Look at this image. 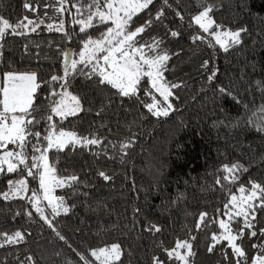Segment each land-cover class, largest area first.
<instances>
[{
  "label": "trees",
  "instance_id": "trees-1",
  "mask_svg": "<svg viewBox=\"0 0 264 264\" xmlns=\"http://www.w3.org/2000/svg\"><path fill=\"white\" fill-rule=\"evenodd\" d=\"M29 2L36 8L35 12L24 9L25 0H0V15L13 24L23 16L43 20L36 32L25 29L24 35L9 34L0 41L3 44L0 84L8 71L37 72L42 82L37 101L42 111L38 115L46 118L51 114L47 94L58 92L63 83L50 80L53 75H63V53L69 52L76 59L84 39L100 37L110 22L81 33L76 20L83 16L73 7H79L77 0H66L67 10L63 13L56 11L58 0ZM207 2L217 5L212 14L217 23L233 30L245 27L248 31L243 34L242 44L227 52L217 45L204 47L200 40H192L199 29L194 25L188 27L191 17L202 10L204 0H168L171 8H163L168 27L180 32L170 51L180 50L176 60H186L193 55L190 46L195 45L199 51H207L209 63L193 79L172 89L173 109L167 117H154L145 107L148 95L143 89L150 88L147 78L140 86L139 100L123 97L110 86L98 85V76L86 79L71 74L67 78V90L81 97L83 111L64 120L63 129L80 137L99 138L102 143L78 145L60 152L52 149L47 153L49 164L57 168L58 178L76 175L81 180L72 188L66 184L55 190L69 207L67 214L61 210L59 216H53L51 207L43 209L65 240L59 239L26 199L0 198V232L20 230L26 234V242L0 249V264H20V261L32 264L26 259L29 255L35 264H84L78 253L87 255L91 249L113 242H120L126 250L122 264H151L153 255L166 259L161 247L171 249L177 239H187L189 235L196 237L193 264H208L210 258L212 262L216 259L222 262L221 248L232 253L226 241L208 253L210 232L215 233L219 228L211 224L208 229L197 230L196 224L202 212H207L214 221L223 216L230 194L239 192L242 184L245 187H250L249 181L264 184V133L257 131L264 127V112L260 111L264 92L256 83L264 84V0ZM162 6L163 0H154L148 9L133 18L132 27L141 26ZM176 12L181 13L183 20ZM61 22L64 30L58 32L55 28ZM48 24L53 25V30H48ZM78 68L91 72L90 65H78ZM213 70L216 77L210 81L208 77ZM221 87L228 89L238 103L229 98L222 110ZM59 119L53 116L57 127H61ZM33 131L45 136L46 119ZM30 139L36 145L45 143L43 139ZM121 144L130 147L121 151ZM28 152L29 156L33 155L31 149ZM236 162L249 171L237 173L239 178L233 184L223 179L228 175L223 167ZM19 169L17 173L0 174V193L8 190L9 180L20 179L27 182L29 191L36 192V179L28 176L25 166ZM32 171L38 178L36 169ZM100 171L113 179L105 182L98 175ZM136 208L140 209L139 215L134 212ZM145 217L162 231H144ZM256 217L259 233V229H264V210L258 211ZM252 239H257L256 243L264 242V237L259 235Z\"/></svg>",
  "mask_w": 264,
  "mask_h": 264
},
{
  "label": "snow or ice",
  "instance_id": "snow-or-ice-1",
  "mask_svg": "<svg viewBox=\"0 0 264 264\" xmlns=\"http://www.w3.org/2000/svg\"><path fill=\"white\" fill-rule=\"evenodd\" d=\"M58 3L59 7L56 8V11L63 13L67 10L65 7L66 0H58ZM77 3L79 7L76 5L73 7H76L77 14L83 16L82 19L76 20V23L80 25L79 31L81 33H85L89 28H94L97 24L106 25L111 22L113 26L107 27L98 39L86 37L83 41V49L78 53V61L72 59L69 52L63 53V75H53L50 78L51 82L63 81L60 83L63 91H50L46 97L50 99L51 114L47 115L46 118L38 115L42 111L37 102L42 82L39 81L37 72L8 71L3 74V83L0 84V149H4L3 154L0 155V174L17 173L20 171L19 166L23 165L27 169L28 176L36 179L37 175L32 171V169H36L39 174V185L44 189V199L48 201L53 216H59L61 210L67 214L69 207L65 205L63 197L51 195L52 189L63 187L66 183L69 188H72L73 185L80 184L81 180L76 175L67 179L58 178L57 168L54 164H49L48 151L55 149L56 152H60L66 148L75 149L78 145L87 147L102 143L99 138L80 137L74 131L63 129L64 120L68 117H75L83 111L81 97L67 91V78L71 74L83 75L86 79L98 76V85L110 86L112 89H116L119 95L137 100L140 99L138 92L142 81L147 78L150 88L146 87L143 91L145 95H151L152 102L145 104V107L154 117H167L169 115L170 110L173 109L169 97L173 95L172 89L179 87L178 84L170 83L164 75L169 71L168 62L171 56L178 55V53H169L167 49L161 48L162 39L152 37L151 43L141 39V34L152 27L154 20L162 22V18L165 17L163 8H171L168 0H163V6L154 18H150L143 25L134 28L132 27L135 24L133 18L148 9L154 0H85L84 3L77 0ZM23 7L28 11H36L29 0H25ZM201 8L202 10L198 14L191 17L188 24L189 28L194 23L203 33L211 36L215 40V44L219 45L225 52L242 44L243 34L247 33V28L239 27L233 30L217 23L212 15L217 5L210 4L207 0H204ZM176 16L183 20L180 12H176ZM41 24H43V20L39 18L30 19L28 16H23L22 19L13 24L9 19L0 15V41H3L9 34L24 35L23 30L25 29L36 32ZM47 27L49 31L53 30L52 24H48ZM55 30L62 32L64 30L63 22L56 26ZM179 35V31H170V36L173 38ZM203 39L202 35L192 37L193 42ZM2 47L3 44L0 43V48ZM101 59L103 66L100 65ZM208 63L205 61L202 67H207ZM78 65L85 67L90 65L91 72L85 73L83 68H78ZM215 77L216 71L213 70L208 79L211 81ZM43 83L47 84L48 82ZM256 83L264 92V84L260 81ZM152 90L159 93L162 101L157 100L156 96L152 94ZM219 92L222 110H224V103L229 98L232 102L238 103L236 97L228 89L221 87ZM53 97H58V99H51ZM260 111L264 112V105L261 106ZM53 116L60 118L61 127H57V122L53 120ZM42 119H46L48 127V132L43 137L39 131H33V128L40 124ZM257 131L264 133V127L258 128ZM30 138H35L37 141L41 139L47 141L46 147L41 149L33 144ZM9 145H14L15 149L9 150ZM128 147L130 144H121L120 146L121 151ZM29 149L33 153L39 152L40 155L29 156ZM29 160L31 161L30 164ZM41 169L43 170L41 171ZM223 171L229 174L225 175L223 179L234 184L239 178L237 173H246L249 169L236 162L231 165H224ZM98 175L105 182L113 179L104 171H100ZM217 183H220L219 179ZM249 184L250 187H245L243 184L239 187V195L230 194V199L224 205L227 209L224 215L228 217V220H219V228L222 231L219 234H211L210 238L213 243L206 250L208 253H213L217 245L221 244L222 241H227L232 256L236 258L235 264H264V242L252 244L251 247L258 250V254L252 257L248 256L243 244L238 243V241H243L246 234L249 239L257 238L258 235L264 237V229H259L258 233L255 223L256 213L264 210V184L255 181H249ZM27 191L25 180H9L8 190L0 193V198L4 200L23 199L22 193ZM73 192L75 194V189ZM229 192L231 193V189ZM34 206L36 211L40 213L41 219L56 232L59 239L65 240V237L56 231L52 220L44 215V210L39 206L38 198H36ZM134 212L139 215L140 209L136 208ZM28 215L31 216V213ZM214 223L216 221L208 218L207 212H202L199 214L196 229H208ZM143 230L149 233H160L162 228L145 217ZM195 240V236L189 235L187 239H177L171 249L161 247L166 259H161L159 255H153L151 264H168V261H173L174 264L175 262L193 264V258L196 256L193 249V241ZM24 242H26V234L20 230L11 233L0 232V249L13 247ZM220 251L223 253L224 259L228 260L227 251L223 248ZM125 252L126 250L120 242H113L91 249L87 255L79 253L78 255L84 264H122V257ZM26 259L35 264L32 256L29 255ZM20 264H24V261H20Z\"/></svg>",
  "mask_w": 264,
  "mask_h": 264
},
{
  "label": "rangeland",
  "instance_id": "rangeland-1",
  "mask_svg": "<svg viewBox=\"0 0 264 264\" xmlns=\"http://www.w3.org/2000/svg\"><path fill=\"white\" fill-rule=\"evenodd\" d=\"M155 15L156 14H154L150 18H154ZM150 18H148V19H150ZM145 21H144V23H145ZM167 22H168V20H167L166 16L162 18V22L154 20V23H153L152 27L147 29L145 33L141 34V39H142V41L149 42V43H151V38L152 37H155L157 39H162L163 43L160 45L161 48L167 49L169 53H178V55H180V53H181L180 50L174 49L173 51H170V49L172 48V46H173L174 42L176 41L177 37L173 38V37L170 36V31H173V30H171L168 27ZM193 25L198 28V26L195 25L194 23H193ZM110 26H113V25H111V22H110V25H108L107 27H110ZM106 28H105V31H106ZM195 35H202L204 37V39L202 41L200 40L204 47L205 46L212 47V46L217 45V44H215V40L211 36H209L206 33H203L202 30H200V29H199V32L196 33ZM98 38H92V39H98ZM217 46H219V45H217ZM190 48L192 49V53H193L194 56L192 55V56H190V58H188L186 60H179V59L176 60L178 55H172L171 56V59L168 62L169 71H167L164 74L165 78L170 83H175V84H178L180 86V85L190 81L191 79H193L198 74L199 71L203 70L202 65L204 64L205 61H208L207 51L206 50H200L199 51L197 49L198 46H195V45H191ZM145 51L147 52V49H145ZM204 52H205V56L202 55ZM98 55H103V54H98ZM72 59H74V58H72ZM76 60L77 61L79 60V55L77 56ZM63 63H64V61H63ZM100 65L103 66V60L102 59L100 60ZM149 85H150V83H149ZM60 91H63V89L61 87L58 89V92H60ZM152 94L156 96L157 100L162 101V97H160L159 93H156L155 90H152ZM151 102H152V97H151V95H148V99H147L145 104L151 103ZM169 102L171 103V98L170 97H169ZM46 144H47V141H45V143L43 145H37V146L40 147L41 149H44L46 147ZM13 149H15V146L14 145H9V150H13ZM3 151H4V149H0V155L3 154ZM33 155L39 156L40 153L36 152V153H33ZM42 170L43 169H41V171ZM36 183H37L36 184L37 185V190H36L35 193L28 190L27 192L22 193V196H23L24 199H26L27 201H29L33 205H35L36 198H38L39 199V206L42 209H46L47 207H50V206L48 205V201L44 199V189L41 188L40 185H39V178H36ZM59 188H55L54 187L52 189V191H51V195L55 196V197H59V196H57L56 191H55V190H57ZM235 195H239V192L235 193ZM226 211H227V209L225 210V212ZM220 219H224L225 221H227L228 217L226 215L218 217L216 223H214L213 225L217 226L219 228V223L218 222H219ZM211 229H212V227H211ZM221 231H222V229L219 228V230L217 232H215V234H219ZM212 232L214 233L213 230H211L210 233L213 234ZM256 240L257 239L250 240L245 235L243 241H238V243H242L243 244V246L245 248V251H246V253L248 254L249 257H252L255 254H258L256 249H252L251 248L252 244L256 243ZM210 243H213V242L210 241ZM226 244H228L227 241H226ZM223 258H224V256H223ZM235 259L236 258L233 257L232 253H231V254H229V259L228 260L222 259V262H218V259H216V260H213L214 262H212V259L210 258L209 259L210 261L207 260V262H208V264H235ZM201 264H206V262L201 263Z\"/></svg>",
  "mask_w": 264,
  "mask_h": 264
}]
</instances>
